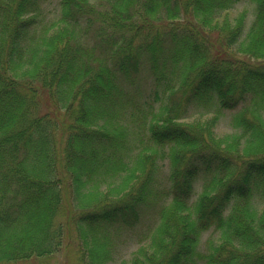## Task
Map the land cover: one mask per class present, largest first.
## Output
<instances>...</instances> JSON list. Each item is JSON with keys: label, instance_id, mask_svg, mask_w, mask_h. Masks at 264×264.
I'll use <instances>...</instances> for the list:
<instances>
[{"label": "trees", "instance_id": "obj_1", "mask_svg": "<svg viewBox=\"0 0 264 264\" xmlns=\"http://www.w3.org/2000/svg\"><path fill=\"white\" fill-rule=\"evenodd\" d=\"M47 1L0 0V262L264 264V0Z\"/></svg>", "mask_w": 264, "mask_h": 264}, {"label": "rangeland", "instance_id": "obj_2", "mask_svg": "<svg viewBox=\"0 0 264 264\" xmlns=\"http://www.w3.org/2000/svg\"><path fill=\"white\" fill-rule=\"evenodd\" d=\"M47 11L49 12L50 17H54L55 19L57 16L56 12V0H48L47 1ZM241 11H245L247 15V21L246 26L250 24L253 18V6L251 3H249L247 0H242L240 3L236 4L235 7L229 12V15L231 18H234L239 14ZM210 36L213 38H216L214 34L210 32ZM147 68L143 67L141 70V76H142V82L148 81L147 76ZM55 115L63 119L65 117L63 112L54 111ZM233 111H226L224 115L220 118L219 123L214 127V132L217 135L224 136L227 133H230L229 131L230 126L228 124L229 118L232 115ZM212 116V113H209L204 116H188L189 121H198L203 122L204 120L210 118ZM168 172V165L167 161H162L161 163V169L159 173V184L162 188H167L168 183L166 181ZM202 180H198V182L195 184V194L194 198L197 196V194L200 192L201 189ZM158 206L159 203L156 205H152L150 207H146L142 212V217L140 223L137 225L135 230L130 233V235L126 236L125 242L119 245L118 251L115 254V259L120 260L122 258H130L132 255V252L136 250L139 245L146 244L147 240L144 242L140 240V235L137 234L138 231H143L144 229H147L150 226H153L157 224L158 222ZM160 207V206H159ZM65 218L61 219L63 221ZM136 232V233H135ZM209 237V231L205 232L201 236L200 244L203 247L205 245L206 238ZM216 238V235H213L212 239ZM142 241V242H141ZM0 264H79L78 262V254H77V243L74 238V235L70 233L69 235L65 236L63 244L61 249L47 257L37 258V257H31L29 259H22V260H16V261H4L0 262Z\"/></svg>", "mask_w": 264, "mask_h": 264}]
</instances>
